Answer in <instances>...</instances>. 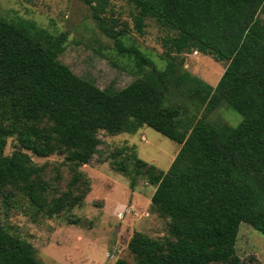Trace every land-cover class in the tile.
Masks as SVG:
<instances>
[{"label": "trees", "instance_id": "trees-1", "mask_svg": "<svg viewBox=\"0 0 264 264\" xmlns=\"http://www.w3.org/2000/svg\"><path fill=\"white\" fill-rule=\"evenodd\" d=\"M78 1L94 8L95 0ZM126 1L138 33L148 17L174 36L165 40L169 62L159 71L94 15L119 54L133 58L139 69L149 67L143 79L121 89H99L61 63L56 57L63 35L21 18H0V201L20 194L35 214L48 218L79 207L87 189L49 197L42 170L27 152L57 154L73 167L88 164L100 145L99 132L132 135L144 126L179 145L168 169L156 171L133 155L131 171L121 165L116 170L130 175L131 188L137 176L155 187L151 208L168 219V238L134 233L127 245L134 262L113 264H240L239 225L264 236V0ZM191 51L225 63L214 87L186 72L176 75L175 56ZM171 85L185 86L186 103L204 114L225 104L241 122L228 127L195 121L184 106L169 101ZM7 138L25 152L4 160ZM80 178L73 176L68 185L78 187ZM0 264L42 263L27 240L0 223Z\"/></svg>", "mask_w": 264, "mask_h": 264}, {"label": "rangeland", "instance_id": "rangeland-1", "mask_svg": "<svg viewBox=\"0 0 264 264\" xmlns=\"http://www.w3.org/2000/svg\"><path fill=\"white\" fill-rule=\"evenodd\" d=\"M94 8L78 0H0V18H21L33 22L53 36L63 35L57 59L73 74L90 79L99 89L112 86L124 88L134 79H143L147 64L139 69L133 58L119 54L113 41L98 28L93 16L104 26L121 34L126 47L137 48L159 71L169 62L165 56V40L174 33L153 18L144 19L142 34L134 27L135 11L126 0H95ZM264 18V7L259 13ZM182 64L179 65L178 61ZM171 62V61H170ZM176 75L186 72L214 87L224 71L225 63L212 57L189 52L175 56ZM144 72V73H143ZM167 98L184 106L188 116L211 124L235 127L241 116L221 104L209 114L187 101L185 86L171 85ZM100 145L88 164L74 166L63 156L53 154L36 157L27 152L30 161L41 168L49 197L62 193L76 195L87 189L79 207L62 211L52 218L35 214L20 194L11 193L6 203L0 201V223L11 235L27 240L36 250L42 264H113L117 259L134 262L127 245L134 233L163 241L168 238V219L155 213L150 199L155 190L145 176H137L129 187L133 155L153 165L156 171H166L178 152L179 145L147 127L132 135L109 136L99 132ZM119 156L112 157L117 151ZM25 152L12 138L6 139L2 158ZM126 168V173L116 166ZM81 175L78 187L68 185L73 176ZM240 264H264V236L241 223L235 242Z\"/></svg>", "mask_w": 264, "mask_h": 264}]
</instances>
